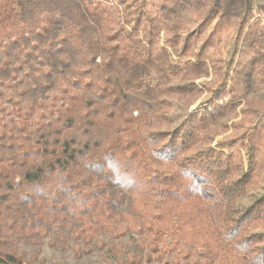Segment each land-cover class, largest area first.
I'll use <instances>...</instances> for the list:
<instances>
[{
    "label": "trees",
    "instance_id": "trees-1",
    "mask_svg": "<svg viewBox=\"0 0 264 264\" xmlns=\"http://www.w3.org/2000/svg\"><path fill=\"white\" fill-rule=\"evenodd\" d=\"M263 178L264 0H0V264H264Z\"/></svg>",
    "mask_w": 264,
    "mask_h": 264
},
{
    "label": "rangeland",
    "instance_id": "rangeland-1",
    "mask_svg": "<svg viewBox=\"0 0 264 264\" xmlns=\"http://www.w3.org/2000/svg\"><path fill=\"white\" fill-rule=\"evenodd\" d=\"M232 40V36L228 35L226 39H223V43H222V56H226L228 50L230 49V47L232 46L231 41ZM211 76H208L207 78H202L199 79L196 84H200L202 82H206L208 84L212 83L211 81ZM205 97V93L200 96V98H198V100L196 99L194 105L191 107V110H194L196 107H201L204 104H200V100L202 98ZM226 102V101H225ZM179 115V112L175 113V116ZM180 116H178L177 118H179ZM264 181V178H263ZM264 185V182H263ZM259 197L258 193H253L247 197H244L243 199H241L238 204L237 207L238 209L242 212L243 210H245V208L247 206H249L254 200H256ZM261 238L263 239L264 242V231L259 230L257 232ZM41 256L45 259V264H81L80 262L76 261L75 258L73 257V254L71 251H67L65 253H59L56 252L55 250L49 248L46 244H44L41 248ZM95 257L90 258L89 261H93L92 264H99L98 261H94ZM85 261V259L82 261V263Z\"/></svg>",
    "mask_w": 264,
    "mask_h": 264
}]
</instances>
